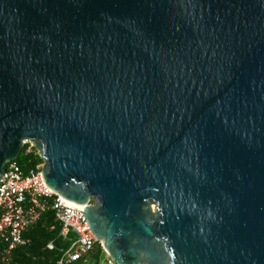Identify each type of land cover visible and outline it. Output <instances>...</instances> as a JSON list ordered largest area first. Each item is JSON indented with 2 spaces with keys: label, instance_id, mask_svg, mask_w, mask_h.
<instances>
[{
  "label": "water",
  "instance_id": "1",
  "mask_svg": "<svg viewBox=\"0 0 264 264\" xmlns=\"http://www.w3.org/2000/svg\"><path fill=\"white\" fill-rule=\"evenodd\" d=\"M25 141L116 264H264V0H0Z\"/></svg>",
  "mask_w": 264,
  "mask_h": 264
},
{
  "label": "built area",
  "instance_id": "2",
  "mask_svg": "<svg viewBox=\"0 0 264 264\" xmlns=\"http://www.w3.org/2000/svg\"><path fill=\"white\" fill-rule=\"evenodd\" d=\"M26 144H30L27 153L33 152L34 145L29 141H25ZM43 167L44 163L26 172L17 160L5 165L4 176L0 179V263L11 262L13 251L28 242L24 233L51 206L61 225V236L71 243L62 252L58 264L87 259L100 248L105 254L101 264H116L91 229L85 214L87 205L69 201L50 189L44 180ZM49 248L53 249V245Z\"/></svg>",
  "mask_w": 264,
  "mask_h": 264
},
{
  "label": "trees",
  "instance_id": "3",
  "mask_svg": "<svg viewBox=\"0 0 264 264\" xmlns=\"http://www.w3.org/2000/svg\"><path fill=\"white\" fill-rule=\"evenodd\" d=\"M29 146L30 144L24 146L17 159V162L26 172L44 163V160L37 154L35 149L33 152L27 153ZM53 198H56V196ZM61 230V225L56 220L55 211L50 206L41 214L39 221L24 233L23 237L28 242L13 251L12 260L9 264H58L62 252L71 245L69 241L64 240L61 236ZM50 244L53 245V249L49 248ZM104 255L103 250L100 248L87 259L70 264H101Z\"/></svg>",
  "mask_w": 264,
  "mask_h": 264
}]
</instances>
